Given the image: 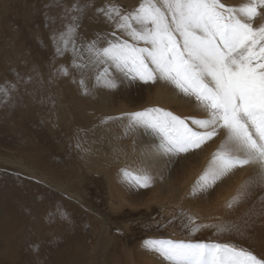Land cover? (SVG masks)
I'll list each match as a JSON object with an SVG mask.
<instances>
[{
	"label": "rangeland",
	"instance_id": "obj_1",
	"mask_svg": "<svg viewBox=\"0 0 264 264\" xmlns=\"http://www.w3.org/2000/svg\"><path fill=\"white\" fill-rule=\"evenodd\" d=\"M22 1L0 0V179H11L16 182L18 180L17 177L20 179V175H23L22 180L24 178V181H26L23 182L24 185L21 186V189H24V191L34 182L37 186L32 189L30 197L35 199L37 203L35 205L40 210L39 215H42V219L47 222L39 230L38 235L42 232L46 233L47 230L49 236L51 231L56 229L60 231L58 232L60 235L59 239L56 237V240L52 241L53 238L50 240L48 237L44 242L47 247L45 246V252L43 251L44 253H42L43 256L41 257L44 258L42 261L40 259L37 261V259L40 258V251L38 252V250L42 249L43 241L39 242L41 245H38V247L35 245V249L33 246H30L33 249L28 248L26 250L25 248V252H31L32 256L34 255L35 257L34 260V257L32 258L31 264H65L66 260L61 258L64 256V253L61 252L63 250L69 253L76 250L75 252L78 254L81 253L74 264H170L158 251H155L147 244V242L152 241L228 245L251 253L264 264V170L257 164H251L242 169L236 168L233 173L235 176L230 174L231 179H229L230 175L222 177L204 190L200 188V178L208 169L212 155L215 149L219 147L221 137H217L215 141H209L199 149L178 155L165 154L158 147V136L142 126L140 127H142L141 130L145 139L154 140L156 146L135 151L128 146L125 149L120 148L119 144L124 141L125 133L128 132V126L126 127V125V128L121 127L113 130L114 136L110 143L106 142L107 138L102 131L95 134V137H90L89 140L86 139V134L84 139L73 137L77 150H82L86 147L95 153L98 152L96 157L104 158L107 156V160L110 158L109 160L113 162L114 168L107 169L103 167L102 170L100 169L101 171L98 170L99 172L83 168V171L76 172L75 176L72 177V179L74 178L72 183L67 182L63 173L67 168V155L69 154L67 142H71L70 137H68L69 134L61 133V128L59 127L46 126V121L44 122L43 120L46 119L48 111L37 108L39 105L34 103L33 96H31L35 94H41L47 96V98L54 96V91L49 86L46 87V92L40 87L42 86L40 81L43 79L42 83H44L43 81L47 80V78L49 79L51 73H43L40 69H37V63L42 61V58L45 59L42 63L49 65L44 56L48 51V46L43 33V29L45 28L44 30H46L49 26L48 24L45 26V21L43 22L44 26H38L36 20L37 18L39 19V16L35 15L36 9L28 6L27 9L21 3ZM141 3L142 0H128L127 3L122 5V9L130 13L136 10ZM228 3L226 4L227 6L243 5L242 0H231ZM23 8L27 9L26 13ZM258 12L259 15L254 19V27H257V22L259 26L264 25V10L258 9ZM11 14L26 18L30 16L31 19L25 25L24 21L22 24L13 19L11 20ZM41 15L44 16V14ZM103 24L100 26L101 29L98 30L97 35L104 41L114 37L112 33L116 29L112 23L106 22V25L105 23ZM33 25L38 29L33 27ZM22 26L23 28L25 27V30ZM105 30L109 32V36L104 32ZM115 34L122 39L128 38L124 37L119 31H116ZM14 55L18 57L15 58ZM22 71L24 74L21 73ZM113 75L116 79V87L109 90L104 86L105 89L102 87L100 90L105 102L114 100L115 103H112L114 110L127 107L133 114L149 110L150 107L151 109L155 107L161 108L165 103L162 108L169 104L170 108L168 111L173 113L177 109H181L174 102L171 103L172 105L170 104V100L173 99L181 105L183 104L182 108H184L183 112L177 110L174 115L180 118L184 117L182 119L206 118V113L198 109L194 102H187V98L182 95L174 94L171 97H167L164 94V89L155 85V83L151 87V96L155 97H153V103L148 105L147 83H143L139 79L131 80L118 72H113ZM61 84L60 82V89L63 91V84ZM98 85H103V83L97 84L96 79H94L93 87H99ZM36 86L37 88L39 87L38 90L34 88ZM121 89L125 93L124 96H122ZM110 97L111 100H109ZM25 103L28 105L26 106V112L28 113L26 115H31V118L28 116L25 119L22 116L21 106ZM189 104H191V107ZM73 110L75 117H77L76 110L72 108ZM56 118L58 119V117ZM115 119L119 120L121 116L115 117ZM131 128H135V126H131ZM38 132H41V134ZM54 134L58 135V137H55ZM45 137L49 139L46 142V146L49 148L35 149L36 153L28 151L32 149L29 145L37 147L41 146V142L45 143ZM19 140L26 143L27 147H20L22 143L20 145ZM48 155L52 156V159L48 158ZM139 156L138 166L128 162L130 158H138ZM22 162L24 164L28 162L29 164L26 163L25 166L28 168L30 165L29 168L35 169L42 176L44 175L43 177H45L46 181L38 177L33 178L31 175L22 174L20 172V167L23 165ZM126 172L130 175H125ZM144 173L153 179L150 180L146 187H140L132 178V174L142 176L145 175ZM114 178H117V180L114 181ZM25 184L29 185L26 186ZM55 186L70 192L74 196L68 197L59 188L57 190ZM17 192L19 194V191ZM117 192L120 193V197L123 199L122 202H120L121 199L118 202L120 197L116 198ZM68 204H72L75 210L72 209V211L71 208L69 210L67 208ZM47 216L51 219L47 220ZM28 217L26 216L25 219H28ZM20 221L23 224V220ZM21 223L13 227L22 229L24 226ZM24 224H28V222H24ZM51 227L53 228L51 229ZM26 231H32V229L29 228ZM0 239V252H3L4 256H9L11 254L9 249H4L6 248L8 237L0 234ZM28 244L26 241H21L20 243L23 248ZM25 252L22 251L20 257ZM0 254L2 255V253Z\"/></svg>",
	"mask_w": 264,
	"mask_h": 264
},
{
	"label": "snow or ice",
	"instance_id": "obj_2",
	"mask_svg": "<svg viewBox=\"0 0 264 264\" xmlns=\"http://www.w3.org/2000/svg\"><path fill=\"white\" fill-rule=\"evenodd\" d=\"M143 0L136 10L100 9L127 39L90 42L97 83L115 88L113 72L145 83L164 81L194 102L206 118L182 119L154 108L131 114L133 125L159 137L165 154L199 149L221 137L201 190L236 168L257 164L264 170V25L253 26L264 0L227 6L221 0ZM67 47V41H65ZM86 68L88 65H81ZM67 75V69H64ZM83 83V81H81ZM125 175H130L125 173ZM140 187L150 177L132 174ZM147 244L170 264H262L254 255L228 245L152 241Z\"/></svg>",
	"mask_w": 264,
	"mask_h": 264
},
{
	"label": "bare ground",
	"instance_id": "obj_3",
	"mask_svg": "<svg viewBox=\"0 0 264 264\" xmlns=\"http://www.w3.org/2000/svg\"><path fill=\"white\" fill-rule=\"evenodd\" d=\"M229 1H231V0H221V2L224 3V4H227ZM242 1H243L242 4H245V2H247V3L249 2V0H242ZM127 2H128V0H32V2H30V0H23L21 2L22 4H24L23 6H25V7H27V6L28 7H34L36 9L35 10V15L37 14L39 16V19L37 18V20H36V23L38 24V26L39 25L40 26L43 25L44 21H45V26H47V24L49 26L46 30H44L45 28L43 27L44 28L43 29V33L45 34V38L44 39L47 42V46H48V51L45 53L46 55H44V56L47 59V61L49 62V65H44L42 62H43V60L45 61V59L42 58V61H39L37 63L38 64L37 65V69H40V71H42L43 73H45V72L51 73V75L49 76V79L47 78V80L43 81L44 83H42L43 79L42 80L40 79L41 80L40 84L42 85L40 87L43 88V90L46 92V87L49 86L54 91L53 92L54 96H52L50 98H47V96H43L41 94H35V95H31V96H33V101H35L34 103L39 105V106H37V108H40V109L48 111L47 112L48 115H46V119L43 120L44 122L46 121L45 125L46 126L59 127V128H61V133L69 134L68 137H70V141L71 142L70 143L67 142L68 145H69L68 148H67L68 151H69V154L67 155V158H68L67 168L64 171L63 176L65 177V179H67V182H70V183H72V181L74 179V178L72 179V177L75 176L76 172H78L80 170L83 171V168H88L91 171L95 170L96 172L98 170L101 171L103 167H105L107 169L108 168L109 169L114 168L113 162L109 160L110 158L107 160V156L106 157L103 156L104 158L96 157V154L98 152L95 153V152H93L92 150H90L89 148H86V147L83 148L82 150H77V147H76V145L74 143L75 141L73 142V140H74L73 137L74 138H78L79 137L81 139H84V136L86 134V139L89 140L90 137L93 138V137H95V134H97L100 131H102L104 133L103 135H105V137L107 138L106 142L110 143L112 138H113V136H114L113 135L114 134L113 130L114 129L117 130L116 128H121V127L124 128L125 125H126V127L128 126V132L125 133L124 141L119 144L120 148L125 149L126 146H128L130 149L135 151L137 149H144L145 150L147 147L156 146L155 145L156 142L154 140L145 139L144 134H143V132L141 130L142 127L132 124V121H131V110L129 108L122 107L121 109L114 110L113 109L114 105H112V103H115L114 100L111 101V102H105L104 96H102L100 88L103 87V89H105L104 85H98L99 87H96V88L93 87V81L95 79V75H96V72H97V67L92 66V64L90 63V59L92 57H91V53H89L88 50H87V45L90 42H92L94 40H97V37H99V35H97L98 34V30L101 29L100 26L104 25L103 23H105V25H106V22H108L105 19V17L100 13L99 10L102 9V8H107L109 6H112L115 10L120 11L121 13H127V12L123 11V9H122V5L127 3ZM142 2H143V0H142ZM154 2L157 4L158 7L161 8L162 11H165V12L167 11V9L165 7V4H164V0H154ZM225 2H227V3H225ZM28 7H27V9H28ZM19 8H21V7L19 6ZM23 9L25 10V13H26L27 9L26 8H23ZM258 9H263L264 10V8H258ZM41 14H44V16L41 15ZM19 15H21V14H19ZM63 17H64V19H63ZM10 19L11 20L13 19L16 22H21V23L24 21V24L26 25L27 21L29 19H31V17L28 16L26 18L24 16L17 17L16 15H12L10 17ZM32 22H34V21H32ZM253 24L255 25L254 21H253ZM19 26H18V28H19ZM107 26H109V25L107 24ZM33 27L37 28L34 25H33ZM257 27H259V23L258 22H257ZM22 28H23V26H22ZM23 29L25 30V27ZM104 32L107 34V36H109V32L107 30H105ZM114 32H116V31L114 30ZM5 33H6V31H5ZM13 35H15V34H13ZM104 37H105V35H104ZM124 37H126V36H124ZM99 38H100V42H103V39L101 37H99ZM19 39H21V38H19ZM109 39H115V37H112V38H109ZM65 41H67V47H65ZM14 42H15V40H14ZM19 44H21V42H19ZM8 51H10V50H8ZM38 56H40V55H38ZM17 57L15 56V58H17ZM38 59H39V57H38ZM15 62H17V61H15ZM15 62H13V63H15ZM35 63H36V61H35ZM81 65H88V67L81 68L80 67ZM64 69H67V75L64 74V71H63ZM57 72H58V75H57ZM21 73H23V71ZM42 77H44V76H42ZM81 81H83V83H81ZM60 82L63 84V86H62L64 88L63 91H61V89H60ZM153 83H155V85H158L161 88H163L164 89V94H166L167 97H171L174 94L175 95H180L178 93V91L174 89L173 86L169 85L168 83H166L164 81H160V80H158L157 82L149 81L147 83V88H146V91H147L146 93L148 95V98H147L148 105H151L153 103V97H155V96H153V97L151 96V90H152L151 87L154 85ZM128 85H129V83H128ZM118 87H120V86L118 85ZM34 88H37V86L34 87ZM38 88H37V90H38ZM107 88L109 90H112V88H109V87H107ZM121 91H122V89H121ZM33 92H34V90H33ZM124 95H125V93L122 91V96H124ZM116 97H119V96H116ZM124 99H126V98L124 97ZM178 99L180 100V98H178ZM109 100H111V97H110ZM162 100H163V98H162ZM28 101H30V100H28ZM186 101L188 102V100H186ZM172 102H174V104H178L181 107V109H177L179 112H183L184 111V108H182L183 104L181 105L179 102L174 101L173 99H171L170 100V104ZM118 103H120V102H118ZM8 104H9V102H8ZM184 104H186V103H184ZM191 104H189L190 107H191ZM26 106H28L27 103H25L23 106H21L22 107V116L25 119H27L28 116L29 117L31 116V115H26V114H28L26 112ZM162 106L159 109H163L165 111H168V109L170 108L169 104L164 106L163 108H162ZM192 106H193V104H192ZM72 108L76 110V115H77L78 118L75 117L74 110L72 111ZM149 109H151V107ZM198 109H200V108L198 107ZM16 110H15V112H17ZM177 110H176V112H173V114H176ZM193 111H194V109H193ZM9 112H10V110H9ZM168 112H170V111H168ZM17 114H19V113H17ZM9 116H10V114H9ZM118 116H121V119L116 120L115 117H118ZM182 116H183V114H182ZM56 117H58V119ZM12 118H13V115H12ZM182 118H184V117H182ZM17 119H19V118H17ZM19 123H20V120H19ZM12 124H14V123H12ZM17 125L19 126V124H17ZM131 126H135V128H131ZM9 133H10V131H9ZM34 133H36V132H34ZM38 133L41 134V132H38ZM61 133H60V135H61ZM147 135H149V134H147ZM152 135H154V134H152ZM54 136L58 137V135H55V134H54ZM115 138H117V137H115ZM27 139H29V138L27 137ZM45 140L43 139V141H45V143L41 142V146L34 147L33 145H29V147L32 148V149H29V150L27 149V150L29 152H31V153H34L36 151L35 149H39V148L47 149V148H49V147L46 146L47 145L46 142H48L49 139L45 137ZM19 141H20V145L22 143L21 146L19 145L20 147H23V148L27 147L26 143H24L23 141L21 142V140H19ZM12 142H14V141H12ZM33 142H34V140H33ZM35 142H36V139H35ZM36 144H40V143H36ZM205 147H206V145H205ZM216 149H215V151H216ZM206 150H207V148H206ZM115 151H117V150H115ZM129 151L131 152V150H129ZM123 153H124V151H123ZM127 153H129V152L127 151ZM47 154H49V153H47ZM144 156H145V153H144ZM48 158L52 159V156L48 155ZM23 160H25V159H23ZM29 160H31V159H29ZM38 160H40V159L38 158ZM139 160H140V156L138 158L137 157L130 158V160H128V162L134 164L135 166H138L139 165V163H138ZM23 162H22L23 165L20 164V165H22L20 167L21 168L20 172L22 174L24 173V174H27V175H31L33 178L38 177L39 179H41V180L43 179L44 181H46L45 177H43L44 175L42 176L41 174H38L35 169L29 168L30 165L27 168L25 166V164L26 163L29 164V163L26 162L24 164ZM32 166L34 167V165H32ZM34 168H36V167H34ZM39 168H40V166H39ZM235 170L236 169L230 171L224 177L229 176L230 174L235 176L233 174L235 172ZM86 173H87V171H86ZM0 176H1V174H0ZM22 176L23 175H20V179H19V177H17L18 180H16V182H13L11 179H4V180L0 179V234H2V236H7L8 237V242L7 243L5 242L6 243V246H5L6 248H4V249L5 250L9 249V251L11 253V254H9V256H4L3 252H0L3 255L2 256L0 254L1 255L0 256V264H31L32 263L31 260L34 257V255L32 256L31 252L27 253L25 251L28 248L29 249H33V248L35 249L34 246L37 245L36 247H38V245H41V244H39V242L41 243V241H43L42 246H41L42 249L38 250V252L40 251L39 252L40 258H38L37 261L39 259L42 261L44 259V258L41 257V256H43L42 253L45 252L44 251L45 246L47 247V245L44 244L46 239L49 237L50 240L53 238L52 241H54V239L56 240V237L58 239L60 238L59 237L60 235L58 233V232H60L59 229L58 230L56 229L55 231H51L50 232V236L47 234L48 230L46 231V233L42 232L40 235H38L39 234V230H41V228H43L44 224L47 223V222H45V220L42 219V215H39V211L40 210H38L37 205H35V204H37L35 199H32L30 197L31 194H32V189H34V186H37V185H35L34 182H33L34 184L33 183L30 184V185L28 184L29 186L25 184L28 187L24 191V189H21V186L24 185L23 182H25L26 180L24 181V178L22 180ZM229 177H230L229 179H231V175ZM15 179H16V177H15ZM151 179H153V178H151ZM108 180H110V179H108ZM111 180H113V179L111 178ZM115 180H117V178L116 179L114 178V181ZM226 182H227V180H226ZM228 182H230V181H228ZM27 183H29V182H27ZM55 188H57V187L55 186ZM58 188H57V190H58ZM59 190L62 193L68 195V197L69 196L72 197V195H73V194L71 195L70 192H66L63 189L59 188ZM17 191H19V194H18ZM119 197H120V193L117 192V197L116 198H119ZM67 200H69V199H67ZM119 200H120V202H122L123 201L122 197H120L118 199V202H119ZM67 208L69 210H70V208H71V210L72 209L75 210L74 206L72 204H68ZM42 214H44V213H42ZM26 216H29L28 219H25ZM46 219L48 220V219H51V218L48 217ZM20 220H23V224L21 223L22 221H20ZM43 221H44V223H42ZM24 222H28V224H24ZM57 222H58V220H57ZM19 223H21V225L24 226L23 228L20 227L22 229H19L18 227L17 228L13 227L14 225H17V224L20 225ZM28 227L31 228L32 231H28L27 232L26 230L29 229ZM52 228L53 227H51V229ZM17 229L20 230V231H18ZM54 229H55V226H54ZM67 237H66V239H67ZM21 241L22 242L26 241L29 244L26 247L23 248L20 245ZM30 246H33V248H30ZM113 247H114V245H113ZM0 248H1V246H0ZM25 248H26V250H25ZM107 248H109V247H107ZM21 250L23 252H25V254L23 253V255L20 257L21 252H22ZM75 251L74 252L71 251L70 253L66 252V250L61 251L62 253H64V256L61 257V258L63 260H66L65 264H74L76 262V259H78V255H81V253L78 254ZM7 253H6V255H7ZM59 257H60V255H59ZM34 259H35V257L33 258V260Z\"/></svg>",
	"mask_w": 264,
	"mask_h": 264
}]
</instances>
